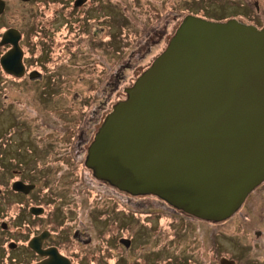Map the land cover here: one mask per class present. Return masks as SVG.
<instances>
[{"label": "water", "instance_id": "water-1", "mask_svg": "<svg viewBox=\"0 0 264 264\" xmlns=\"http://www.w3.org/2000/svg\"><path fill=\"white\" fill-rule=\"evenodd\" d=\"M19 38L15 27L2 36L10 72ZM126 92L89 148L99 179L215 222L264 180V29L187 16Z\"/></svg>", "mask_w": 264, "mask_h": 264}, {"label": "flooded vegetation", "instance_id": "flooded-vegetation-1", "mask_svg": "<svg viewBox=\"0 0 264 264\" xmlns=\"http://www.w3.org/2000/svg\"><path fill=\"white\" fill-rule=\"evenodd\" d=\"M44 1L49 3L52 0ZM76 1L73 0V7L76 9L87 2L84 0L82 4L76 5ZM5 3V10L0 14V18L4 17L8 10L9 1L5 0ZM209 5L217 7L214 12L209 11L211 15L192 10L185 12L184 18L193 15L214 22L235 20L264 29V0H209ZM87 16L89 13L85 11L84 18ZM93 17L95 16L91 18ZM180 24L174 29L172 36ZM9 28L12 26L7 27V30ZM18 30L20 31L18 43L22 55L20 58L16 53L13 57L16 72H10L2 65V58L14 48L11 42L1 43L6 30L0 38V264L5 263L6 257H13L11 261L13 263L8 261L7 264H111L113 256H118L113 264H137L135 263L137 257L131 260L127 256L123 257L122 249L131 251L134 244H140L148 237L146 230H142L143 232L137 236L131 229L143 223L148 224L149 219L160 222L164 217V210L159 208L171 209L176 215L163 233L165 237H170L166 243L173 245L175 243L178 247H175V253L168 252L169 255L165 258L158 251L153 253L146 251L140 257V262L146 264H149L150 260L153 262L163 260L161 264H211L213 257H196L194 254L197 239V236H194L196 221L205 226L213 224L232 227L225 238L233 242L235 239L241 243L239 246H243V239L248 235H255V244L264 241V180L246 197L236 212L220 222L198 218L161 198L159 200L166 205L147 210L144 219H141V212H133L132 208L127 206L118 209L110 205L102 208L93 204L85 205V195L88 200L95 199L94 203L100 198L91 193L94 191V182L129 197H159L152 194L134 195L122 191L96 177L93 169L87 164L89 148L106 117L114 110L117 104L115 99L100 113L90 135L86 138L83 125L86 114L83 108L78 117L80 127L78 126L76 131L71 126L55 125L46 116H40V113L36 116L34 109L36 102L32 91H35L37 82L44 83L42 85L46 97L44 102L52 101L47 97L52 95V83L42 68H37L30 62L35 50L30 51V46L26 45L24 31ZM43 55L44 51L38 58H42ZM151 65L148 64L146 67ZM100 84L99 81L94 91ZM20 86L23 88L20 89ZM15 91L22 95L14 94ZM96 98L97 96L90 97L89 101L95 102ZM17 110L24 111L20 113ZM37 120L41 121L40 126H36ZM53 133L60 141L49 140L53 138ZM55 180L58 181L56 185L53 184ZM11 201L16 205L10 215L6 204ZM85 214L89 220H85ZM251 227H254L252 231ZM239 229L245 230L246 233L239 234ZM11 232L15 233V237L10 236ZM155 232L157 233L156 230ZM222 236L220 235V239ZM210 238L216 245L215 252H219L216 256L219 264L229 262L248 264L244 257L229 253L213 231ZM187 240L190 244L185 242ZM23 257L30 258L26 260ZM262 261L264 260L254 262L261 264Z\"/></svg>", "mask_w": 264, "mask_h": 264}, {"label": "rangeland", "instance_id": "rangeland-1", "mask_svg": "<svg viewBox=\"0 0 264 264\" xmlns=\"http://www.w3.org/2000/svg\"><path fill=\"white\" fill-rule=\"evenodd\" d=\"M8 1V10L4 17L0 18V38L9 26L22 29L26 35V45L30 46L31 52L35 50L30 62L37 68H42L52 83V95L47 96L52 101L44 102L46 101L42 91L44 83L37 82L35 91H32L36 102L34 107L36 116L40 113V116H46L53 124L71 126L76 131L80 127L78 117L83 108L86 114L83 124L85 138L90 135L96 119L107 105L113 99L117 102L126 99L125 88L132 86L138 76L149 67L146 66L151 65V62L167 48L174 29L185 17V12L193 10L211 15L209 11L217 10L215 6L210 7L209 0H87L79 9L73 7V0H52L49 3L44 0ZM85 11H88L89 16L84 18ZM92 16L95 17L91 18ZM43 51L44 55L39 59ZM99 81L101 84L94 91ZM19 88L22 89L23 86ZM14 94L22 95L18 91ZM95 96L96 101L90 102V97ZM26 100L29 102L28 96ZM17 111L22 113L24 110ZM40 123L41 121L37 120L36 126H40ZM52 137L49 139L51 142L60 141L59 138H55V133ZM57 183V180L53 181L54 185ZM94 183V191L91 193L100 198L94 203L95 199L88 200L85 195V205L93 204L100 208L110 205L118 209L127 206L132 208L133 212H141V219L146 217L144 213L147 210L166 205L159 200L160 198L129 197L107 186ZM6 205L11 215L16 204L11 201ZM159 210H164V217L160 222L149 219L146 225L143 223L140 226H133L131 229L133 234L138 236L146 230L148 237L142 243L134 244L131 251L122 249L123 257L127 256L130 260L137 257L135 263L146 264L140 262V257L146 251L150 253L158 251L164 258L168 257L169 253H175V247L178 246L175 243L174 245L166 243L170 237H165L163 231L176 215L171 209ZM85 220H89L86 214ZM181 221L183 222L182 219ZM196 222L194 225V236H197L194 253L196 257H213L211 264H219L216 258L219 252H215L216 245L210 240V233L213 231L229 253L244 257L248 264L264 260V241L255 244V235H251L252 238L250 235L244 237L243 246H239L241 243L235 239L233 242L225 238L232 227L213 224L205 226L199 221ZM238 232L241 235L243 232L246 233L241 229ZM220 235H223L222 239ZM10 236L15 237V233L11 232ZM185 242L190 244L188 240ZM12 258L6 257L4 264L11 262ZM23 258L27 260L30 257ZM117 258L118 256H113L111 264ZM162 262L163 260L158 262L150 260L149 264ZM261 264H264V261Z\"/></svg>", "mask_w": 264, "mask_h": 264}, {"label": "bare ground", "instance_id": "bare-ground-1", "mask_svg": "<svg viewBox=\"0 0 264 264\" xmlns=\"http://www.w3.org/2000/svg\"><path fill=\"white\" fill-rule=\"evenodd\" d=\"M147 195H150V194H147ZM199 218V217H198ZM202 219V218H201ZM217 222H220V221H217Z\"/></svg>", "mask_w": 264, "mask_h": 264}]
</instances>
